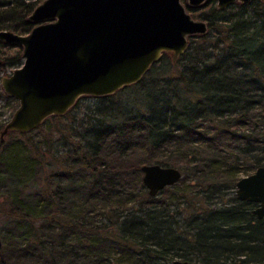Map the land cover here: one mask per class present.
Listing matches in <instances>:
<instances>
[{
	"label": "trees",
	"instance_id": "trees-1",
	"mask_svg": "<svg viewBox=\"0 0 264 264\" xmlns=\"http://www.w3.org/2000/svg\"><path fill=\"white\" fill-rule=\"evenodd\" d=\"M38 1L0 0V28L28 31ZM187 8L207 30L175 60L163 51L138 80L96 94L117 97L82 129L61 121L72 104L10 129L16 145L0 136V264H264V214L234 190L264 163V0ZM13 44L0 69L21 61V45L0 39ZM150 161L182 174L150 194L140 168Z\"/></svg>",
	"mask_w": 264,
	"mask_h": 264
},
{
	"label": "water",
	"instance_id": "water-1",
	"mask_svg": "<svg viewBox=\"0 0 264 264\" xmlns=\"http://www.w3.org/2000/svg\"><path fill=\"white\" fill-rule=\"evenodd\" d=\"M206 0H39L26 32L0 28V39L21 45L22 61L1 76L4 91L18 103L0 128L36 127L49 114L65 112L83 93L104 94L138 80L168 51L173 60L189 35L207 30V20L187 5ZM235 0H216L226 7ZM249 1V0H240ZM142 181L150 194L179 179L176 165L143 162ZM235 194L256 202L264 214V163L235 181ZM173 264H191L175 257Z\"/></svg>",
	"mask_w": 264,
	"mask_h": 264
},
{
	"label": "rangeland",
	"instance_id": "rangeland-1",
	"mask_svg": "<svg viewBox=\"0 0 264 264\" xmlns=\"http://www.w3.org/2000/svg\"><path fill=\"white\" fill-rule=\"evenodd\" d=\"M185 1V0H184ZM216 3V0H215ZM15 51V45H11V46H6L3 45L0 48V59L2 57H4V55L7 54H13ZM22 61V58H21ZM21 61L17 64L14 65H8L4 70L0 69V80H1V76L5 73H8L11 68L15 65H18L21 63ZM1 85V84H0ZM117 95H114V97L109 98V99H105V98H101L99 96H97L96 94L93 93H83L81 95H79L76 99V101L73 103V105L70 107L69 109V113L66 114L65 116L62 117L61 121H68L70 122L72 125H75L76 128H83V124H85L86 120L90 117L91 114L94 115H98V113L96 112L97 110V106L102 105L104 103H112V100L114 101V98H116ZM15 101L10 99L9 97L0 94V119H3L4 121H6L14 107L12 106V103H14ZM49 123H53V122H49ZM45 125H49L44 123ZM42 129H35L30 133V136L34 137H42L43 136V131H41ZM53 131V135L55 137L59 136V130L57 128L52 129ZM22 136L21 135H16V134H9L7 136H4V141L8 142L9 144L12 145H16V139H20ZM60 137V136H59ZM62 138V137H60ZM57 140V139H56ZM69 140V139H68ZM60 141V140H58ZM62 141H60L61 143ZM56 144H58V142H56ZM65 145H68V143H66ZM145 152L147 153V150L144 149L143 147H140L138 150H135L132 154L136 155L138 157H142ZM242 173V172H240ZM245 174V173H242Z\"/></svg>",
	"mask_w": 264,
	"mask_h": 264
}]
</instances>
